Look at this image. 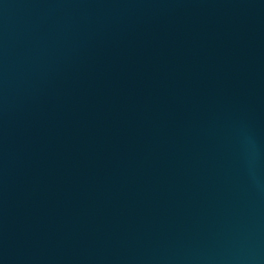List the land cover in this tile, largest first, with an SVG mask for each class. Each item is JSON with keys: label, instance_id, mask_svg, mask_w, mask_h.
I'll return each instance as SVG.
<instances>
[{"label": "water", "instance_id": "water-1", "mask_svg": "<svg viewBox=\"0 0 264 264\" xmlns=\"http://www.w3.org/2000/svg\"><path fill=\"white\" fill-rule=\"evenodd\" d=\"M0 264H264V0H0Z\"/></svg>", "mask_w": 264, "mask_h": 264}]
</instances>
